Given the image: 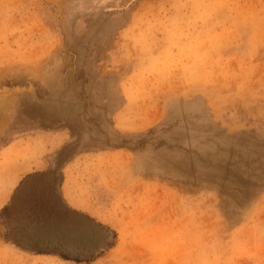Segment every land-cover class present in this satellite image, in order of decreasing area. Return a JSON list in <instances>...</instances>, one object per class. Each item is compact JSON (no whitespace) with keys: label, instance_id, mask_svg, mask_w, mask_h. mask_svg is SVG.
Listing matches in <instances>:
<instances>
[{"label":"rangeland","instance_id":"374dc122","mask_svg":"<svg viewBox=\"0 0 264 264\" xmlns=\"http://www.w3.org/2000/svg\"><path fill=\"white\" fill-rule=\"evenodd\" d=\"M44 158L98 254L22 253L1 211L0 264H264V0H0V206ZM49 199L25 226L87 229Z\"/></svg>","mask_w":264,"mask_h":264},{"label":"crops","instance_id":"0c3cea01","mask_svg":"<svg viewBox=\"0 0 264 264\" xmlns=\"http://www.w3.org/2000/svg\"><path fill=\"white\" fill-rule=\"evenodd\" d=\"M74 161L73 159L58 161L44 158L30 168L26 166L23 168L20 163L13 168L15 173L12 177V185L6 188V198L0 206V212L3 211L4 214L5 244L33 257L49 256L64 261H69L64 257L74 260L76 256L80 257L85 253L90 257L98 254L97 250L92 252V247L88 248L87 252L85 248L86 243L91 242L92 229L100 230L103 226L88 213L71 206L72 203L65 188L69 180L65 172L69 169L72 175L71 167ZM40 195L50 198L49 209L53 207L64 215L80 214L87 221L85 225L87 229L81 230L77 235L76 228H71L69 223L54 228L50 219L47 220L48 225L43 230H38L34 226H25V223L29 224V217H33L32 222L34 221L36 213H25L24 210L26 207L31 209L35 207L37 204L32 201V197ZM45 216H48V213ZM26 217L28 221L25 222Z\"/></svg>","mask_w":264,"mask_h":264},{"label":"trees","instance_id":"16d2710c","mask_svg":"<svg viewBox=\"0 0 264 264\" xmlns=\"http://www.w3.org/2000/svg\"><path fill=\"white\" fill-rule=\"evenodd\" d=\"M64 259H65V260H71V259L68 258V257H64ZM74 260H76V262H78V263H79V262H82L81 260H77V259H74ZM74 260H73V261H74Z\"/></svg>","mask_w":264,"mask_h":264}]
</instances>
